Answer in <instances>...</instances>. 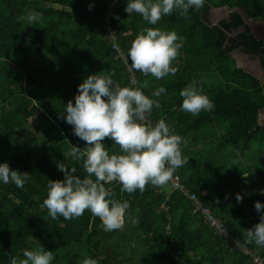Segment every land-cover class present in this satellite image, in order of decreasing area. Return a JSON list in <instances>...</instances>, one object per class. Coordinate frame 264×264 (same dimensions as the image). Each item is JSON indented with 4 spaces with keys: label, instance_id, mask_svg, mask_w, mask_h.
<instances>
[{
    "label": "trees",
    "instance_id": "1",
    "mask_svg": "<svg viewBox=\"0 0 264 264\" xmlns=\"http://www.w3.org/2000/svg\"><path fill=\"white\" fill-rule=\"evenodd\" d=\"M112 1L0 0V164L8 162L31 177L23 188L0 181V264H10V257H22L25 248L40 244L53 251L52 264H83L87 257L98 264H123L120 241H127L129 233L139 235L143 255L153 264H254L253 257L217 234L203 216L194 215L183 193H167L163 186L148 184L143 193L128 194L118 182L106 185L117 200L129 201L128 215L137 221L133 224L126 216L124 227L109 233L88 210L79 218L54 220L41 207L48 180L64 179L59 162L75 167L81 178L86 175L83 161L67 155L71 144L84 148L86 142L61 118L67 102L75 103L78 86L98 72L112 75L122 87L131 86L128 65L107 39L109 14L127 54L142 28L174 30L183 37L172 65L175 75L157 80L135 71L138 84L149 82L142 91L161 103L148 118L153 124L164 119L186 141L182 155L189 162L173 174L264 262V247L248 243L246 237V230L259 222L255 203H264V126L259 122L264 92L260 80L239 68L233 57L241 46L262 56L264 41L249 32L232 36V27L245 24L238 12L231 24L213 25L207 18L212 8L227 7L264 20V0H205L199 10L189 9L187 18L174 11L156 25L137 13L129 16L128 0H119L115 7ZM30 10L42 13V21L29 25L17 20ZM194 80L214 103L199 115L181 110L179 93ZM160 86L166 92L153 97ZM103 143L110 153L120 151L111 138ZM237 194L243 195L242 202Z\"/></svg>",
    "mask_w": 264,
    "mask_h": 264
},
{
    "label": "clouds",
    "instance_id": "2",
    "mask_svg": "<svg viewBox=\"0 0 264 264\" xmlns=\"http://www.w3.org/2000/svg\"><path fill=\"white\" fill-rule=\"evenodd\" d=\"M204 3L205 0H128L125 11L129 16L137 13L149 25H156L174 11L187 18L189 9L199 10ZM42 19V13L35 10L17 17L18 21H26L29 25ZM183 43V37L174 30L142 28L131 44L126 63L130 58V71L151 75L157 80L175 75L177 68L172 65ZM130 85L122 87L114 82L112 75L94 73L78 86L75 103L67 102L66 116L61 113V118L73 126L76 137L86 142L84 148L71 144L67 155L83 161L86 175L81 178L75 167L69 168L62 162L57 164L64 179L48 180L47 196L41 204L52 219L72 220L88 210L100 218L104 231L122 229L126 216L135 224V217L128 215L129 201L117 200L106 185L118 182L122 185L121 192L132 194L139 190L143 193L148 184L161 187L168 183L173 173L189 162L182 155L181 145L186 141L175 134L164 119L155 125L149 121L153 109L161 107L158 99L150 98L142 91L149 87V82L145 80L138 84L133 76ZM198 85L199 82L194 80L179 93L183 98L181 110L192 115L214 108V103ZM165 92L166 89L160 86L152 96L160 97ZM106 138L119 146L118 153H110L103 143ZM30 179V173L13 170L8 162L0 164V181L4 184L13 183L23 188ZM260 191L264 194V189ZM243 198L241 194L236 196L238 202ZM255 209L261 215L259 222L246 230L247 242L264 247V203L257 201ZM54 259L53 251L40 244L31 250L25 248L22 257H10V264H52ZM83 264H98V261L87 257Z\"/></svg>",
    "mask_w": 264,
    "mask_h": 264
},
{
    "label": "built area",
    "instance_id": "3",
    "mask_svg": "<svg viewBox=\"0 0 264 264\" xmlns=\"http://www.w3.org/2000/svg\"><path fill=\"white\" fill-rule=\"evenodd\" d=\"M119 0H113L111 2L112 7H115ZM111 14H109L106 17L105 20V28H106V34L107 39L113 42V49L118 52V55L125 61L128 60V55L126 52L123 51V49L118 45V36L115 32V30L111 26V20H110ZM130 63L131 60L129 58V61L126 63L128 65V70L131 76H135V70L130 71ZM149 119V118H148ZM149 121L152 123V121L149 119ZM155 125V124H153ZM172 188L175 191H180L183 193L186 198L190 201L192 206V213L194 215H201L205 218V221L209 224V226L215 230L217 234H220L224 238L229 239V242L233 245H236L238 247L239 251H242L244 254L251 256L254 258V264H264V262L261 260V258L254 256L253 252L245 246L242 242H240L236 237L232 236L226 227L225 222H223L221 219L214 216L212 209L204 204L200 198L197 196L196 193L190 192L189 189L184 185L181 178L177 174H173L171 179L168 182ZM261 213L258 212L257 218H260Z\"/></svg>",
    "mask_w": 264,
    "mask_h": 264
},
{
    "label": "rangeland",
    "instance_id": "4",
    "mask_svg": "<svg viewBox=\"0 0 264 264\" xmlns=\"http://www.w3.org/2000/svg\"><path fill=\"white\" fill-rule=\"evenodd\" d=\"M229 14L230 12L228 11L227 8H222L220 10L212 8L208 13L207 18L210 23H212L213 25H216L219 22L228 19ZM245 20L248 21L250 26L255 27L256 24H261V20H254L248 17H246ZM234 57L236 61H238L240 66L243 67L244 69L252 70V68L254 67L253 65L255 62H251L248 56L241 54V53H235ZM238 63H237V66H238ZM255 73L257 75L259 74L258 71ZM21 144H23V140H21ZM33 146H34V143H32L31 148ZM163 189L167 192L173 191V188L169 183H166L165 185H163ZM109 232L110 231H108L107 233ZM115 238H117V236H115ZM106 241L109 243L114 242V241H110L109 239H107ZM120 247H121V250L119 251L120 253L119 260L123 264H153V261L151 260V258L149 257L147 253H145V256L143 255L144 253L143 251H146L145 245L142 243L140 244L138 234L129 233V239L127 241L121 240Z\"/></svg>",
    "mask_w": 264,
    "mask_h": 264
},
{
    "label": "flooded vegetation",
    "instance_id": "5",
    "mask_svg": "<svg viewBox=\"0 0 264 264\" xmlns=\"http://www.w3.org/2000/svg\"><path fill=\"white\" fill-rule=\"evenodd\" d=\"M228 11L230 12V14L228 16V19L223 20V21L219 22L218 24H221L223 22L231 24L234 21L232 19L234 12H238L239 14H241L244 17V15H243L244 12L241 11V10L234 9L233 11H231V10L228 9ZM245 26H246V23L240 29H236L235 27H232V33H231L232 36L234 38H236V37H239L240 34L245 33V32H249L250 34H252L251 31H252V28H253V31L256 33L257 37L258 38L262 37L260 41H264V24H262V25L261 24H256L255 27L254 26H250V27L247 28V30H244ZM254 38H255V36H254ZM235 53H241V54H244L246 56L251 55V58H250L251 62H255L254 65H253L254 66L253 67L254 70H257V71L259 70V72L261 73V77L264 78V62H263V58L264 57H262V56H264V54L262 56H260V55H256L254 53L248 52L247 49L245 48V46H241ZM259 59L261 60V64L259 63Z\"/></svg>",
    "mask_w": 264,
    "mask_h": 264
},
{
    "label": "water",
    "instance_id": "6",
    "mask_svg": "<svg viewBox=\"0 0 264 264\" xmlns=\"http://www.w3.org/2000/svg\"><path fill=\"white\" fill-rule=\"evenodd\" d=\"M225 8H227V7H225ZM228 9V8H227ZM220 10V9H219ZM245 17L244 18H246L247 17V15L244 13L243 14ZM245 23H246V26L244 27V30H247V28L248 27H250V25H249V23H248V21L247 20H245ZM217 25V24H216ZM251 33L255 36V38L258 40V41H260L261 40V38H258L257 37V35H256V33L253 31V28H252V31H251ZM234 57V56H233ZM248 58H251V55H248ZM259 63L261 64V60L259 59ZM238 67L239 68H241L239 65H238ZM248 73H250V72H248ZM250 74H252V75H254L255 77H257L260 81H261V86H262V88H263V92H264V78L263 77H259V76H257V75H255V74H253V73H250ZM262 113H264V109L260 112V115L262 114Z\"/></svg>",
    "mask_w": 264,
    "mask_h": 264
},
{
    "label": "crops",
    "instance_id": "7",
    "mask_svg": "<svg viewBox=\"0 0 264 264\" xmlns=\"http://www.w3.org/2000/svg\"><path fill=\"white\" fill-rule=\"evenodd\" d=\"M261 24H264V20H261ZM237 63H238V61H237ZM238 65L240 66V64L238 63ZM241 67V66H240ZM242 69H244L243 67H241ZM246 72H250V73H253V74H255V75H257L255 72H257V70H254V69H252V70H246V69H244ZM258 72H259V70H258ZM259 77L261 78V73L259 72ZM257 75V76H258ZM259 122H260V124L262 125V126H264V113H262L261 115H260V120H259ZM173 191H175L174 189H173ZM173 191H170V192H173ZM170 192H167V193H170ZM180 192V191H179Z\"/></svg>",
    "mask_w": 264,
    "mask_h": 264
}]
</instances>
